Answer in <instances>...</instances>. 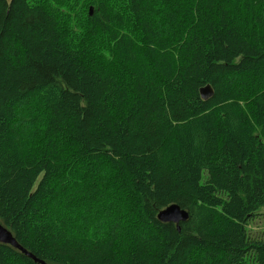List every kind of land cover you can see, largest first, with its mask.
Masks as SVG:
<instances>
[{"label":"trees","instance_id":"trees-1","mask_svg":"<svg viewBox=\"0 0 264 264\" xmlns=\"http://www.w3.org/2000/svg\"><path fill=\"white\" fill-rule=\"evenodd\" d=\"M263 209L264 0H0V224L26 252L264 264Z\"/></svg>","mask_w":264,"mask_h":264},{"label":"water","instance_id":"water-1","mask_svg":"<svg viewBox=\"0 0 264 264\" xmlns=\"http://www.w3.org/2000/svg\"><path fill=\"white\" fill-rule=\"evenodd\" d=\"M200 95L203 99L206 100L212 96V90L210 89L209 86H205L204 88L200 89ZM187 218H188L187 213L184 210L180 209V207L177 205H170L158 214L159 221L165 223L171 222L175 225H179L180 222H185ZM0 243L8 244L13 248L18 249L20 252L25 254L35 263L45 264L43 261L36 259L33 255L29 254L23 248H21L17 244L12 234L1 224H0Z\"/></svg>","mask_w":264,"mask_h":264},{"label":"rangeland","instance_id":"rangeland-1","mask_svg":"<svg viewBox=\"0 0 264 264\" xmlns=\"http://www.w3.org/2000/svg\"><path fill=\"white\" fill-rule=\"evenodd\" d=\"M9 1V0H8ZM264 209L260 211L254 220L250 223L248 230L251 236H264Z\"/></svg>","mask_w":264,"mask_h":264}]
</instances>
